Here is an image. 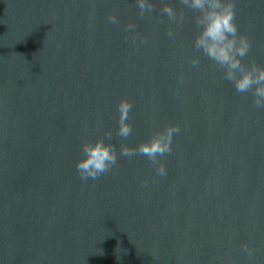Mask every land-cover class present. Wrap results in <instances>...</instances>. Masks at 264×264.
<instances>
[{
	"label": "water",
	"instance_id": "obj_1",
	"mask_svg": "<svg viewBox=\"0 0 264 264\" xmlns=\"http://www.w3.org/2000/svg\"><path fill=\"white\" fill-rule=\"evenodd\" d=\"M150 2L0 0V264H264V109L195 51V13L170 38L161 9L184 6ZM235 4L244 62L264 64V0ZM168 124L166 176L136 155L80 179L84 140L136 147Z\"/></svg>",
	"mask_w": 264,
	"mask_h": 264
},
{
	"label": "clouds",
	"instance_id": "obj_2",
	"mask_svg": "<svg viewBox=\"0 0 264 264\" xmlns=\"http://www.w3.org/2000/svg\"><path fill=\"white\" fill-rule=\"evenodd\" d=\"M184 6L179 12L171 4H164L161 12L166 14L170 25L167 36L174 38L175 32L171 25H182L185 19V8L195 13L194 24L197 30L194 40V49L202 53L213 62L214 67L223 71V79L231 82L240 94H251L253 103L257 108L264 109V64L255 60L245 63L252 42L247 35L241 34L236 23L235 0H180ZM139 16L155 11V4L150 0H137ZM109 23H118L115 13L107 17ZM137 27L134 22L127 25L131 34ZM133 43L140 39L137 35L131 36ZM128 39V36L125 37ZM144 40L141 39V43ZM193 67H198L201 62L200 55L191 58ZM179 81L183 83V74ZM132 103L122 99L117 105L119 113L118 130L116 135L121 140L132 135L133 126L129 122V114ZM181 128L177 124H168L163 128H157L147 141L136 147L121 144L117 149L112 143L113 134L106 132L95 140H84L81 145V158L77 161L76 170L81 180H98L101 176L110 173L118 164L120 157L132 158L136 155L146 156L149 162L155 166L158 177L167 175V167L164 159L172 152V141L175 134L180 133ZM147 183V181H145ZM243 249L251 256L254 249L247 243Z\"/></svg>",
	"mask_w": 264,
	"mask_h": 264
}]
</instances>
